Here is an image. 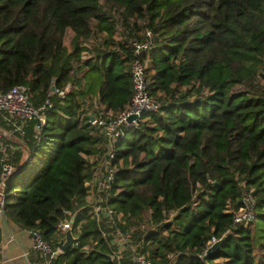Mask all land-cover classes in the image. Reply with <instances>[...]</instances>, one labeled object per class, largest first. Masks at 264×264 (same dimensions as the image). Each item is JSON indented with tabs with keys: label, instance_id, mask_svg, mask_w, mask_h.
<instances>
[{
	"label": "trees",
	"instance_id": "trees-1",
	"mask_svg": "<svg viewBox=\"0 0 264 264\" xmlns=\"http://www.w3.org/2000/svg\"><path fill=\"white\" fill-rule=\"evenodd\" d=\"M114 15L141 32L133 38L149 31L145 72L158 105L113 144L109 203L127 223L147 210L154 224L132 231L136 250L151 264H264V0H0V91L21 84L32 106L50 103L43 123L22 129L28 155L3 181L1 213L55 250L61 211L82 206L88 158L104 151L88 119L95 111L84 106L95 97L114 115L130 97L131 54L127 40H112ZM96 33L105 49L81 59ZM51 85L69 88L60 97ZM245 192L256 216L235 224L226 209L240 207ZM72 230L76 245L48 264H128L127 249L109 259L102 224L75 215ZM228 230L206 255L211 237ZM28 261L44 264L35 251Z\"/></svg>",
	"mask_w": 264,
	"mask_h": 264
},
{
	"label": "built area",
	"instance_id": "built-area-1",
	"mask_svg": "<svg viewBox=\"0 0 264 264\" xmlns=\"http://www.w3.org/2000/svg\"><path fill=\"white\" fill-rule=\"evenodd\" d=\"M152 42L150 40L149 31H145L141 38H131L127 41V47L131 54L128 64L129 81H130V97L123 109L116 114L109 111H97L89 121L97 129L99 135L104 141V151L96 156V165L93 167L91 177L84 183L85 195L88 200L85 205V215L88 219L94 220L97 225L102 224L109 232L101 230L103 237L110 236L109 246L111 248L109 259L118 260L122 257V252L128 250L126 255L128 264H151L143 254L139 253L135 244L131 243L132 231L120 230L116 223L119 221L120 215L115 212L109 203L112 193L110 192L111 184L118 171L117 164L114 163L113 144L122 137L127 129H136L142 120L144 113L155 112L158 108L157 102L149 94L150 81L145 72L147 59L144 54L148 52ZM69 86H65L63 90H53L49 93H56L62 97L68 90ZM50 106L48 100L43 104L34 107L29 101L28 90L24 85L17 84L9 87L5 91H0V118L10 122V124H18L22 128L30 120H38L44 122V112ZM129 116H134L127 121ZM2 134L0 131V138ZM8 149V150H6ZM12 153L11 146H3L0 142V197L2 193L3 181L13 171V165L10 162ZM97 158H99L98 161ZM227 212L232 214L235 224L248 225L255 219V201L251 192H245L242 197V204L238 208H233L230 204L227 206ZM1 213V201H0ZM62 218L57 224V232L62 234L69 230L72 237V246L76 245L77 235L72 230L73 212L69 210L61 211ZM27 231V230H26ZM32 248L38 255L44 259V264H48L56 255L57 250L52 249L49 241L44 239L37 230H28ZM216 242L214 237L207 242L206 248ZM116 248V249H115ZM119 264V263H118Z\"/></svg>",
	"mask_w": 264,
	"mask_h": 264
},
{
	"label": "crops",
	"instance_id": "crops-1",
	"mask_svg": "<svg viewBox=\"0 0 264 264\" xmlns=\"http://www.w3.org/2000/svg\"><path fill=\"white\" fill-rule=\"evenodd\" d=\"M90 102L91 105L89 107L84 106V109L88 114L94 111L96 114L97 111L101 109V106H98L95 97H91ZM23 127L19 128L17 123L12 125L10 124V122H7L0 118V131L2 134L0 142L3 146H6L7 148L8 146H11L12 153L10 155V162L13 167L22 163L28 155V150L24 143L21 141ZM12 132H16L17 135H20L16 143H14L13 140L10 138ZM2 139L5 144L3 143ZM14 153L18 154L16 162L13 161ZM94 157H89L88 161L93 162V160L96 159V157ZM96 163L97 162H95L94 165H96ZM94 165L92 166V168L95 167ZM87 200L88 196L85 195L83 198L82 206L75 209L76 212L72 211V217H75V215H77L78 217H82L83 215H85L84 207L86 205ZM83 223L84 221L78 222L75 230L77 231V234L81 232ZM33 252L34 250L32 248L31 240L29 235L27 234V231L13 223L11 220L5 218L4 215L0 213V264H29L28 258ZM58 253L60 252H56V255H58Z\"/></svg>",
	"mask_w": 264,
	"mask_h": 264
},
{
	"label": "rangeland",
	"instance_id": "rangeland-1",
	"mask_svg": "<svg viewBox=\"0 0 264 264\" xmlns=\"http://www.w3.org/2000/svg\"><path fill=\"white\" fill-rule=\"evenodd\" d=\"M114 17L116 18V21H115V31L112 35L113 41L123 42L124 40L128 41L129 39L133 38L134 36L135 37L140 36L141 32L135 31L130 23H127L126 25L122 24L120 22V20L116 17V15H114ZM70 36L71 35H70L69 30H66V32L63 36V44L66 46L67 49L70 48V45H69ZM105 39H106V37H105L104 33H96V34L91 35L90 38H88L87 40H85L83 42L87 51L82 52L80 55V58L86 59L91 54L90 51H92L94 46L105 49V44H104ZM109 48H110V46H109ZM19 137H20V135H17L16 132H12V135L10 138L13 140L14 143H16L18 141ZM2 141H3V139H2ZM3 143L5 144L4 141H3ZM103 143H104V141H103ZM92 157L93 156H91V158ZM98 160H99V158H97L96 161H98ZM93 162L95 164V159L93 160ZM73 212H76V210H74ZM128 221H129V223H127L126 220L123 221V219L120 218L119 223L121 226L125 225L124 229L131 230V231H135V230L146 231V230H149L152 227H154V224H153L152 220L150 219L149 212L147 210L142 211L140 216L137 219H134L133 222L131 220H128ZM107 232H109V229ZM61 237H62V234L61 235L57 234V238L60 239ZM131 243H132V239H131ZM90 245H91V243L89 242V240H87V244L82 249L86 250ZM56 250H57V252H59L55 246V251Z\"/></svg>",
	"mask_w": 264,
	"mask_h": 264
},
{
	"label": "water",
	"instance_id": "water-1",
	"mask_svg": "<svg viewBox=\"0 0 264 264\" xmlns=\"http://www.w3.org/2000/svg\"><path fill=\"white\" fill-rule=\"evenodd\" d=\"M54 87L51 85L49 88V91H53ZM134 116H129L127 118V121H130ZM89 121L92 120V116H88ZM231 233L230 230L226 231L221 238H219L218 240H216V242H214L213 244L209 245L206 249H205V254L206 255H210L211 253H213L215 250L219 249L222 246V243L225 239V237H227L229 234ZM72 245V237H71V233L69 230H66L64 232V237L59 239L55 246L58 249V251L60 253H63L65 250H67L68 248H70Z\"/></svg>",
	"mask_w": 264,
	"mask_h": 264
}]
</instances>
